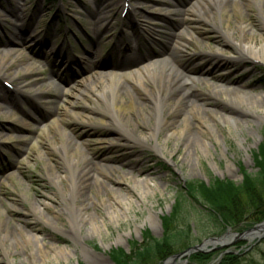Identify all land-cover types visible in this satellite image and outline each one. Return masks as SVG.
Masks as SVG:
<instances>
[{
	"label": "rangeland",
	"instance_id": "374dc122",
	"mask_svg": "<svg viewBox=\"0 0 264 264\" xmlns=\"http://www.w3.org/2000/svg\"><path fill=\"white\" fill-rule=\"evenodd\" d=\"M15 1L18 11L12 10L10 0H0V49L2 54L7 50L10 57L17 58L0 79V264H42L38 262L40 254L35 240H25L27 232L35 234L46 246L51 244L66 249L67 260L52 258L45 264H114L109 252L121 249L129 253L133 245L143 242L145 231L153 238H161L163 218L170 215L179 196L183 200L180 216L185 215L192 226V245L206 238L219 237L226 231L230 233L229 243L209 251L210 259L202 264H218L227 252L238 255L236 264H264V228L253 236L242 238L231 236L249 227L239 229L232 224L216 232L206 212L185 194L189 182L210 185L219 179L240 185L243 171L254 175L257 171L254 155L264 137V63L229 62L212 56L217 48L226 56L229 50L237 54L214 28L219 25L218 16L209 17L203 13L214 10L215 4L207 2L197 6L203 17L199 19L193 14L199 21L196 20L195 25L191 21L193 24L183 27L190 42L177 62L181 66L204 67L213 73L226 70L232 82L224 86L244 91L245 102L234 100L233 104H225L196 91L191 93L190 100L232 115L233 119L221 123L209 112L203 113L215 125L214 132L218 136L215 140L208 132L199 130L195 118L189 116L193 123L190 130L208 142L209 153L204 155L197 146L184 147L173 138L165 141L166 131L163 130L156 137L162 153L159 155L153 149L155 140L146 139L145 145H138L129 137L132 134L129 131L117 133L128 147L108 151L106 142L116 131L99 127L100 109L105 106L106 99L97 86L91 89L98 79L94 70L107 69L112 64L123 70L126 61L132 58L160 56L162 43L167 38L165 33L169 29L174 32L180 29L178 19L184 5L193 0H165L175 5L172 15H163L162 0H128L125 3L112 0L103 13L98 8L102 0ZM239 6L248 11L249 18L245 21L254 36L257 37V32L264 33L258 17L259 11L264 10V0H241ZM101 15L104 19L96 22ZM17 16L23 17V22L16 20ZM221 17V25L228 27L233 39L239 40L235 16L231 15L228 21L225 16ZM152 28L156 32L150 31ZM9 29L16 36L12 37ZM19 30L26 36L19 39ZM152 37L156 40L150 41ZM7 39L11 42L2 43ZM87 49L98 56L93 57ZM28 62L38 67L36 76L19 70ZM79 80L84 83L73 88L72 93L66 95L67 99L63 98L58 87ZM121 82L130 86L124 78ZM144 84L151 94L154 85ZM199 87L204 91V87ZM123 88L110 102L111 111L128 119L126 127L133 130L132 135L144 133L146 128L141 122L142 118H150L152 101L139 88L132 89L131 100ZM104 95L109 97V92L106 90ZM1 98H5L6 103ZM171 105L170 99L165 107ZM191 107L189 100L179 103L181 111ZM167 118L175 119L173 115ZM83 148L88 160L81 159ZM103 155L108 156L115 171L96 164ZM119 156L127 160L119 162ZM121 171H130L131 175H139L138 178L149 175L158 187H153V193L142 195L140 188H132L131 181L118 182ZM71 195L76 215L83 216L75 230L80 243L69 221L67 199ZM119 195L125 199H116ZM102 199L109 201L117 214L113 219L100 205ZM89 215L96 217L99 235L89 233ZM151 215L158 217L152 224ZM176 223L183 227L179 219ZM120 236L124 242L115 245ZM109 243H112L110 248L106 246ZM189 256H182L173 264H196Z\"/></svg>",
	"mask_w": 264,
	"mask_h": 264
},
{
	"label": "bare ground",
	"instance_id": "6f19581e",
	"mask_svg": "<svg viewBox=\"0 0 264 264\" xmlns=\"http://www.w3.org/2000/svg\"><path fill=\"white\" fill-rule=\"evenodd\" d=\"M112 0H102V3L98 5L100 9V13H103L108 5V2ZM121 1V0H120ZM128 0H123V2H127ZM230 2V7H228V2ZM241 0H193L192 3H188L184 5L182 13L178 19L180 29L177 32L169 31L166 34V39H164V43H162L163 49L161 51V55L151 59L148 55L145 57L146 59L141 58H132L130 61H126V67L123 70L116 69L115 65H108L107 69H96L94 73L98 79L96 80L95 86L93 85L91 88L95 90V87L99 88L102 92V96L105 100V106L101 107L100 111L102 112V116L99 117V127L104 129L115 130V135L110 138L109 141L106 142L108 151L110 149H114L116 147H128V143L125 140H121L120 135H117L118 132L122 133H129L133 130H129L126 126H128V119H122L118 114L113 113L111 111L112 105L110 102L115 100L117 96H119L120 90L124 87V91L126 96L133 100L132 89L139 88L142 90L146 98L150 99L153 104L152 114H150V118L148 120L152 121L149 124L148 120H144L142 118V125L145 126L146 130L144 133L140 132L136 135H132L130 133L129 137L132 141L137 143L138 145H145L146 139L155 140V145L153 147L155 153L162 155L160 152V146L156 142L157 135L162 132L163 130L166 131L164 135V140H169L173 138L175 142H180L184 147L190 146H197L200 151L207 155L209 153L208 148L209 144L203 138H198L194 133H192L191 126L192 122L190 121L189 116L195 118V124L199 127V130L204 132H208L212 135L215 140H218V136L215 135V125L210 119L207 118L204 112H209L210 115L216 119L217 121L224 123L228 119H233L234 116L227 115L222 113L220 110H216L215 108L207 107L206 105L198 104L193 100L189 99V96L192 95L195 91L196 93H202L206 97H214L216 100H220L223 103L227 104L234 100H238L240 103H244V95L245 92L242 91L238 87H225L224 85L231 84L232 80L229 77V74L226 70H221L217 73H213L204 67H196V66H181L179 62H177V58H182L185 52V46L187 42H190V36L185 37L184 28L187 27L189 24H193L194 22L199 21L202 16L200 8L198 9L197 6H201L207 2H213L215 4L214 10H205V15L218 16L220 22L219 25H214V28L221 34L222 37L225 38L226 42L232 46L235 51H237L236 55L234 52L229 50V55L226 56L223 54L221 49H216L213 51L212 56L216 57L219 60L225 61H261L264 63V33L257 32V37L254 36V31L249 24L245 21V19L249 18V13L246 9H243L239 6ZM12 10L18 11V4L15 0H10ZM14 2V3H13ZM163 2V15H172L175 5L171 2H167L162 0ZM97 8V9H98ZM123 8V7H122ZM195 14L199 19L193 17ZM192 15V16H191ZM235 16V26L237 28L239 34V40H235L231 37V32L228 30V27H223L221 22L223 18L221 16H225V20H229L230 16ZM101 16H97L96 22L102 21L104 18ZM258 17L261 20L262 29H264V10H260L258 13ZM21 20L23 22V17L17 16L16 20ZM165 22L167 20L166 17L163 19ZM193 21V23L191 22ZM13 25V24H12ZM195 25V23H194ZM18 28V27H17ZM163 29V27H162ZM168 30V29H166ZM19 35L17 37L21 39L22 36H26L23 31L19 30ZM153 33L156 32L154 28L150 29ZM9 34L14 37L15 32L13 30H8ZM188 35V34H187ZM154 37L150 39L156 40ZM257 40H259L257 42ZM11 42V40L7 39L2 41V43ZM1 43V44H2ZM93 57H97L98 55L92 52L90 49H87ZM17 58L10 57L9 52L6 50L3 54L0 49V79L2 73L6 72L9 68V65L14 64ZM107 64V63H106ZM22 72L36 76L38 73V67L34 65L32 62L24 63L21 67ZM95 78V77H94ZM126 79L129 81L130 86H126L121 82V79ZM144 82L152 83L155 87L154 91L150 94L149 91L146 89ZM84 82L82 80L74 81L73 83L69 84L68 86L58 87L59 93L62 95L63 98L67 99V96L72 93L73 88L79 87ZM131 83V84H130ZM201 85L204 87V91L201 90L199 87ZM27 86V85H23ZM50 83H48V87ZM51 87V86H50ZM106 90L109 92V97L104 95ZM192 93V94H191ZM67 95V96H66ZM188 98V99H187ZM3 103H6L5 98H1ZM172 101V105L168 108L167 103ZM183 100H189L191 106L190 109L181 111L179 109V103ZM9 101V100H8ZM11 102V101H9ZM233 104V103H232ZM247 104V103H246ZM247 106H253L251 103H248ZM129 108H132L131 103H129ZM166 108V109H165ZM167 111V113L165 112ZM7 113V112H4ZM109 115V118L107 116ZM173 115L175 119L168 120L167 116ZM7 116V114H5ZM55 122V120H53ZM1 128V127H0ZM129 131V132H128ZM86 144L85 142L83 143ZM80 146L81 144H76ZM150 147V146H149ZM81 159L88 160V154L84 151V148L81 151ZM102 160L96 162L99 167H104L108 171H115V167L110 165L109 160H107L108 156L103 155ZM72 160L76 163L77 160L74 159L72 156ZM119 162L122 160L123 162L127 160V158L119 156ZM116 160V161H118ZM228 171L229 168H228ZM129 175V176H128ZM139 175H131L130 171H121L119 176V181L128 183L132 182V188L141 189V194L145 195L148 192L153 193V187H158V184L153 180V178L149 175H145L143 178H138ZM129 179V180H128ZM74 196L71 195L67 202L69 203L68 210L71 214V220H69L72 224L74 230V236L77 237V240L80 243L78 238L79 234L75 232V230L80 225V221L83 220L82 215H76V207L74 205ZM116 199H125L122 196H117ZM100 205L104 208L106 215L113 219L114 216L117 214L115 211L112 210V206L109 201L101 200ZM37 210V207L35 208ZM40 210V208H38ZM80 211V209H77ZM156 215H151L149 218L150 223H155L157 220ZM87 220L91 225L90 234L99 235L100 227L96 222V217L93 215L87 216ZM71 235V233H68ZM35 240L36 246L39 249L40 259L39 263L45 264V262L49 259H64L66 258V249L64 247L54 246V245H44L41 240L35 234H31L30 232L26 233L25 240L28 242L29 240ZM124 238L120 236L115 242V245H119L124 242ZM108 248L112 246V243L106 245ZM51 254V256L49 255ZM34 262V263H38Z\"/></svg>",
	"mask_w": 264,
	"mask_h": 264
},
{
	"label": "trees",
	"instance_id": "16d2710c",
	"mask_svg": "<svg viewBox=\"0 0 264 264\" xmlns=\"http://www.w3.org/2000/svg\"><path fill=\"white\" fill-rule=\"evenodd\" d=\"M254 158L256 173L252 175L243 171L240 185L219 179L210 185L205 182L186 184L185 194L206 212L214 231L219 232L232 224L244 229L264 219V137ZM181 202V196L177 197L172 212L163 218L164 232L161 238H153L145 231L143 242L133 245L129 253L121 249L110 251L109 257L113 263L159 264L167 257L190 247L193 244L190 238L192 226L185 215L180 216ZM178 219L183 224L181 228L176 223ZM210 256V253L194 252L190 254L189 260L202 264ZM237 258V254L227 252L218 264H236L234 262Z\"/></svg>",
	"mask_w": 264,
	"mask_h": 264
},
{
	"label": "water",
	"instance_id": "95a60500",
	"mask_svg": "<svg viewBox=\"0 0 264 264\" xmlns=\"http://www.w3.org/2000/svg\"><path fill=\"white\" fill-rule=\"evenodd\" d=\"M263 228H264V221L239 234H233L231 237L232 238L234 237L242 238L246 236H253L254 234H256L257 231H260ZM229 235L230 233L226 231L223 235L219 237H210V238L203 239L199 244L192 245L188 247L187 249H185L184 251H181L180 253L174 254L166 258L160 264H173L176 259L178 260L182 256H188L189 254L194 253V252H209V251L221 248L229 243L228 242Z\"/></svg>",
	"mask_w": 264,
	"mask_h": 264
}]
</instances>
